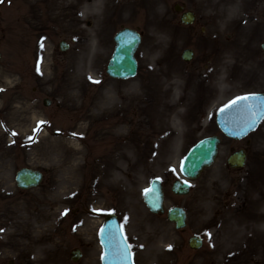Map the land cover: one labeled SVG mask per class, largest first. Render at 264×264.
I'll return each instance as SVG.
<instances>
[{"label": "rangeland", "instance_id": "1", "mask_svg": "<svg viewBox=\"0 0 264 264\" xmlns=\"http://www.w3.org/2000/svg\"><path fill=\"white\" fill-rule=\"evenodd\" d=\"M87 2H0V264H37L41 255L48 264H100L97 232L110 212L120 217L139 264H264V244L257 253L212 248L216 238L225 239L209 228L208 215L218 200L215 186L233 189L256 172L264 178V120L242 140L223 135L215 120L238 94L264 91V0H104L99 8ZM177 2L196 12L195 23L181 22ZM231 13L240 22L229 21ZM123 25L139 26L143 41L138 74L119 80L106 66ZM62 39L70 43L66 51L59 48ZM185 47L195 50L188 62L181 58ZM169 58L182 76L213 85L206 104L187 111L174 100L162 107L168 100L162 81L175 74L166 66ZM212 134L222 137L217 163L193 181L189 194H174L170 185L180 160ZM245 146L246 169L227 172V154ZM22 166L44 171L38 188L16 186ZM67 176L76 181L70 184ZM157 177L166 209H187L184 230L145 206L143 192ZM41 232L46 237L35 242ZM229 232L231 244L245 238ZM194 233L204 240L199 249L188 244ZM77 247L83 253L73 262L70 252Z\"/></svg>", "mask_w": 264, "mask_h": 264}, {"label": "water", "instance_id": "2", "mask_svg": "<svg viewBox=\"0 0 264 264\" xmlns=\"http://www.w3.org/2000/svg\"><path fill=\"white\" fill-rule=\"evenodd\" d=\"M192 19V13H187L183 16L184 21L190 22ZM115 39L117 41V46L109 65L110 73L118 77L134 75L137 68L134 52L140 41V36L134 30L125 28L116 35ZM184 55L186 58L191 57L192 52L186 51ZM253 95L256 99L250 101L235 99L219 112L218 122L227 133H231L235 137L243 136L246 132L257 126L261 118H254L248 110V105H260L264 103V94H250L240 98ZM218 143L219 138L217 136H211L196 144L183 161V172L189 177H196L205 165H209L213 162L217 153ZM41 176L39 171L23 168L18 172L17 180L21 186L27 187L38 183ZM158 184L147 189L145 197L151 209L154 211L162 210L163 198L162 192L157 188ZM173 189L178 192H187L189 185L185 182H177ZM169 217L174 219L178 226L185 224V213L180 208L171 210ZM107 230L108 228L105 226L103 232ZM118 240L120 239L118 238ZM122 248H124V246H122ZM106 254H108L107 260L111 261V253L107 251ZM77 257L78 254L74 253V258ZM110 264H114V262H110ZM129 264H131L130 261Z\"/></svg>", "mask_w": 264, "mask_h": 264}, {"label": "bare ground", "instance_id": "3", "mask_svg": "<svg viewBox=\"0 0 264 264\" xmlns=\"http://www.w3.org/2000/svg\"><path fill=\"white\" fill-rule=\"evenodd\" d=\"M89 1L91 2H87L84 5L91 6V7H96L99 5L98 7H96V8H99L101 5L104 4V0H102V2H100L99 4L97 0H89ZM106 7L107 6L104 5L102 9V13H99V14H103L105 11L104 9ZM234 17H235L234 14L231 13L227 16V19L229 21H234ZM171 60L173 59L169 58L168 62L166 63V66L169 72H174L175 74L173 76L172 75L167 76L165 82L162 81V98L164 97V95H166L168 99L166 102L162 104V107H169L171 105V102H173L174 100L177 103L176 104L177 107H181V108L187 107V111H191L192 107H196L197 103H200L202 105L206 104L207 96H205L204 94L210 92L212 90L213 85H211L210 82L199 79L198 77L194 75H187V76L183 75L182 76L180 71H178V67L175 64V61L174 60L171 61ZM179 74L182 76L181 79L180 77H177V75ZM216 79L221 80L222 76L216 77ZM176 90L181 91L180 98H178L179 95L176 93ZM195 91H196V96H195ZM181 117H182V114H181ZM184 123L185 124L187 123V119H184ZM186 126L188 127L189 125L187 124ZM176 127L177 125H173L171 127V131L178 133L179 130H177ZM188 128L192 129L193 125H191V127H188ZM67 172L69 171L67 170ZM75 181L76 179L74 178L73 179L71 177L67 178V182H70V184L74 183ZM242 201H244V199ZM40 234H41L40 236H37V234L33 236L35 242L41 241V237H46L44 232H41ZM39 249H40V246H39ZM40 259L43 260L44 264H48V260H45L44 255H41L39 257L37 264H40L39 263Z\"/></svg>", "mask_w": 264, "mask_h": 264}, {"label": "snow or ice", "instance_id": "4", "mask_svg": "<svg viewBox=\"0 0 264 264\" xmlns=\"http://www.w3.org/2000/svg\"><path fill=\"white\" fill-rule=\"evenodd\" d=\"M0 2H3V0H0ZM41 47H43V45H41ZM237 99L244 100V101H250V100L256 99V97L253 95V96H247V97L237 98ZM248 110L253 115L254 118H264V103L260 105H248ZM122 254L124 256L125 261H127L128 255H129V249L127 246H125L122 249Z\"/></svg>", "mask_w": 264, "mask_h": 264}]
</instances>
